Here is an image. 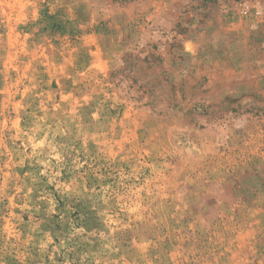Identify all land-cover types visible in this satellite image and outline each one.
Returning <instances> with one entry per match:
<instances>
[{"label": "rangeland", "instance_id": "1", "mask_svg": "<svg viewBox=\"0 0 264 264\" xmlns=\"http://www.w3.org/2000/svg\"><path fill=\"white\" fill-rule=\"evenodd\" d=\"M0 264H264V0H0Z\"/></svg>", "mask_w": 264, "mask_h": 264}]
</instances>
